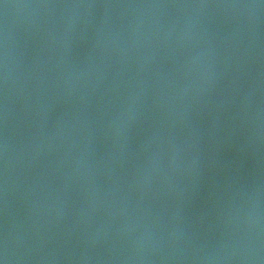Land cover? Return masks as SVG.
Listing matches in <instances>:
<instances>
[{
    "label": "water",
    "instance_id": "1",
    "mask_svg": "<svg viewBox=\"0 0 264 264\" xmlns=\"http://www.w3.org/2000/svg\"><path fill=\"white\" fill-rule=\"evenodd\" d=\"M0 264H264V0H0Z\"/></svg>",
    "mask_w": 264,
    "mask_h": 264
}]
</instances>
